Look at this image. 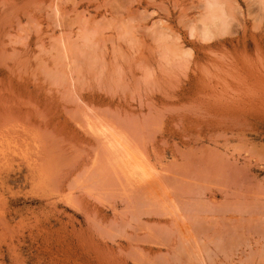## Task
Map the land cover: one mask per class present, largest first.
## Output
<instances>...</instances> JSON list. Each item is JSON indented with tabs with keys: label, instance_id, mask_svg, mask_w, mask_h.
<instances>
[{
	"label": "rangeland",
	"instance_id": "obj_1",
	"mask_svg": "<svg viewBox=\"0 0 264 264\" xmlns=\"http://www.w3.org/2000/svg\"><path fill=\"white\" fill-rule=\"evenodd\" d=\"M0 145V264H264V0H0Z\"/></svg>",
	"mask_w": 264,
	"mask_h": 264
},
{
	"label": "bare ground",
	"instance_id": "obj_2",
	"mask_svg": "<svg viewBox=\"0 0 264 264\" xmlns=\"http://www.w3.org/2000/svg\"><path fill=\"white\" fill-rule=\"evenodd\" d=\"M104 133H105V132H104ZM114 133H115V132H114ZM105 134H106V133H105ZM105 134H104V135H105ZM116 136H117V135H116ZM119 136H120V135H119ZM104 137H107V136L105 135ZM107 138H108V137H107ZM109 138H110V137H109ZM109 138H108V139H109ZM110 140H111V139H110ZM118 143H119V142H118ZM119 145H120V144H119ZM0 146H1V145H0ZM118 148H119V147H118ZM120 149H121V148H120ZM136 152H137V151H136ZM119 153H120V152H119ZM117 154H118V153H117ZM142 160H143V159H142ZM141 162H142V161H141ZM134 163H135V162H134ZM127 167H129V166H127ZM131 169H132V168H131ZM129 171H131V170H129ZM140 173H141V172H140ZM145 173H146V172H145ZM130 174H131V173H130ZM134 174H135V173H134ZM137 174H138V173H137ZM152 175H153V174H152ZM136 176H137V175H136ZM135 180H136V179H135ZM135 182H136V181H135Z\"/></svg>",
	"mask_w": 264,
	"mask_h": 264
}]
</instances>
